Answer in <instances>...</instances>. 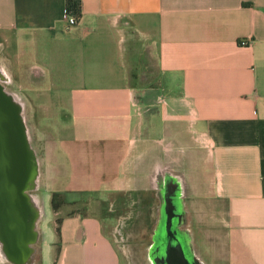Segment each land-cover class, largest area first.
Returning a JSON list of instances; mask_svg holds the SVG:
<instances>
[{"label": "crops", "instance_id": "obj_1", "mask_svg": "<svg viewBox=\"0 0 264 264\" xmlns=\"http://www.w3.org/2000/svg\"><path fill=\"white\" fill-rule=\"evenodd\" d=\"M0 46L13 80L54 98L57 191L161 209L168 188L200 264H264V0H0ZM96 207L65 219L60 264H121Z\"/></svg>", "mask_w": 264, "mask_h": 264}, {"label": "rangeland", "instance_id": "obj_2", "mask_svg": "<svg viewBox=\"0 0 264 264\" xmlns=\"http://www.w3.org/2000/svg\"><path fill=\"white\" fill-rule=\"evenodd\" d=\"M0 66H3L2 69L5 71V74L11 78V84L7 83L5 86L21 103L23 108L22 117L26 125L29 144L38 161V176L35 189L31 191V194L39 198L38 205L40 207L41 199H46L49 217H51V231L54 238L53 244H51L52 264L56 261L58 252L56 246L58 242L56 231L57 219H66L73 216L74 213L84 214L93 205L94 208L96 206V208L99 207L103 215L108 218L103 225L115 243L121 264H150V262L153 264L150 250L160 214V201L154 193L112 192L106 195V200H100L99 194L94 192L73 193L71 196H66L67 202H64L65 204L61 205L58 210L53 209L51 205L52 194L54 192L66 193L57 191L58 185L55 181L54 168L52 169L49 165V160L52 159L55 149V134L58 131L57 121L55 120L56 113L55 111H47L43 106H39V102H42L43 97L34 95L33 92L27 90L18 81L13 80L8 72L10 67L2 55L1 46ZM48 98L49 100H54L51 96H45L43 99ZM59 174H61L60 171ZM62 198L63 196H60V199ZM202 213L204 215L205 212L203 211ZM186 222L185 227L188 230L190 229L191 238L196 234L202 235L203 233V236L206 235V233L204 234L206 230L211 231L208 228L211 225L205 223L202 225L198 214L191 210H188ZM200 225L202 226L200 227ZM209 240L211 241L212 239ZM209 240L207 239V241ZM202 242L201 239L200 243L203 246L204 242L203 244ZM212 242L215 243L214 238ZM197 243L198 241L195 242L193 240V245ZM39 250L41 249L39 248ZM40 259L39 251L38 253L36 251V254L33 253L32 256V264H40Z\"/></svg>", "mask_w": 264, "mask_h": 264}, {"label": "water", "instance_id": "obj_3", "mask_svg": "<svg viewBox=\"0 0 264 264\" xmlns=\"http://www.w3.org/2000/svg\"><path fill=\"white\" fill-rule=\"evenodd\" d=\"M8 80L0 66V253L11 264H32L38 238L34 226L40 215L31 191L35 189L38 161L29 144L21 103L5 86ZM167 191L163 193L151 260L153 264H200L191 253L187 234L179 230L181 209Z\"/></svg>", "mask_w": 264, "mask_h": 264}, {"label": "bare ground", "instance_id": "obj_4", "mask_svg": "<svg viewBox=\"0 0 264 264\" xmlns=\"http://www.w3.org/2000/svg\"><path fill=\"white\" fill-rule=\"evenodd\" d=\"M1 67L3 68V66ZM7 77L9 78L8 83L11 84L10 82L11 78L8 75ZM167 190L168 188L166 189V191ZM32 199L33 201H35V208L40 215L39 217L37 216L35 220L34 228L37 231L38 238H37L36 243L33 245V251H34V254H36L35 251L37 250V245L39 243L38 248H40L42 251V252L39 251L42 257V261H43L42 264H51V244L54 238H53L52 231H51V226H50L51 217H49L50 215H49L48 208L46 205V199L45 198L41 199V207L38 205L39 198L37 196L33 195ZM35 246H36V249H35ZM200 261L202 262L201 259ZM0 262H1L0 264H6L7 262L8 264H11L7 259L3 258L2 255H0Z\"/></svg>", "mask_w": 264, "mask_h": 264}, {"label": "trees", "instance_id": "obj_5", "mask_svg": "<svg viewBox=\"0 0 264 264\" xmlns=\"http://www.w3.org/2000/svg\"><path fill=\"white\" fill-rule=\"evenodd\" d=\"M66 9H68V11H70V12H73V14L76 17H79L80 14H79L77 2L68 1L67 5H66ZM68 195L69 194H66V193L63 194V193H59V192H54L52 194V197H51V205H52L53 209L58 210L61 207V205L65 204L67 202L66 196L68 197ZM71 195H73V194H70L69 196H71ZM60 196H63V198L60 199ZM80 215H82V214H80ZM56 222H57L56 231H57V235H58V242L56 243V246H57L58 252H57V259L54 262V264H60L62 254H63V249L65 246V236H64V231H63L65 219H57Z\"/></svg>", "mask_w": 264, "mask_h": 264}, {"label": "built area", "instance_id": "obj_6", "mask_svg": "<svg viewBox=\"0 0 264 264\" xmlns=\"http://www.w3.org/2000/svg\"><path fill=\"white\" fill-rule=\"evenodd\" d=\"M65 17L69 25L76 24L77 17L73 14V12L68 11V9H66ZM239 45L245 46L247 45V41H239Z\"/></svg>", "mask_w": 264, "mask_h": 264}, {"label": "flooded vegetation", "instance_id": "obj_7", "mask_svg": "<svg viewBox=\"0 0 264 264\" xmlns=\"http://www.w3.org/2000/svg\"><path fill=\"white\" fill-rule=\"evenodd\" d=\"M37 251H40V252H42L41 250H39V248H38V245H37ZM150 264H152V263L150 262Z\"/></svg>", "mask_w": 264, "mask_h": 264}]
</instances>
